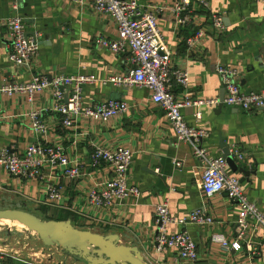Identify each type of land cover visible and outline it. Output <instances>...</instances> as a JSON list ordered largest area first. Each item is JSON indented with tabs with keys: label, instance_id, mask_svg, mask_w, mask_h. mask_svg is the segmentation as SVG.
I'll return each mask as SVG.
<instances>
[{
	"label": "crops",
	"instance_id": "0c3cea01",
	"mask_svg": "<svg viewBox=\"0 0 264 264\" xmlns=\"http://www.w3.org/2000/svg\"><path fill=\"white\" fill-rule=\"evenodd\" d=\"M144 7L158 10L157 23L171 50L174 68L188 73L186 92L192 98H219L222 81L217 66L235 70L244 92L264 91V7L261 0H207L208 7L193 3L191 18L178 25L170 12L176 0H137ZM212 14H221L225 30L219 32L212 23ZM20 18L28 36L38 45L33 70L10 65L7 54L10 42L5 21ZM202 40L189 46L187 39L196 32ZM35 36V37H34ZM112 19L97 12L91 1L79 6L74 0H0V85L26 83L32 72L48 78L68 74H85L93 81L82 86V104L107 100L125 102L127 110L104 123H88L82 116L75 128L61 125V115L52 109L48 92L36 95L34 107L48 126V137L60 143L68 160L80 167L78 178H67L61 168L46 166L37 176L11 177L2 174L1 197L19 200L21 208L42 219L68 220L83 230L99 234H117L120 244L137 246L149 264H182L176 249L157 250L154 236L155 207L167 202L177 217L188 216L204 208L213 218L211 225L168 226L170 233L185 229L196 243L197 260L193 264H264V228L248 230L242 238L237 231L238 206L223 193L206 197L201 187L203 164L193 155L191 143H178L165 112L151 101L145 87L126 82L114 83L111 78L125 77L130 69L128 54H114L99 44L100 39H114ZM177 98L183 90L172 83ZM224 95V93H223ZM24 94L9 96L0 92V145L22 153L31 143H42V136L29 127L27 112L31 109ZM187 123L206 131L196 142L210 156L222 155V144L235 146L244 158L238 166L248 176L229 171L241 178L245 195L264 212V108L243 111L222 105L203 108L196 120L186 112ZM95 146L124 147L132 151L129 183L141 191L140 198L129 197L110 208L97 206L88 193L111 176L110 167L95 162ZM58 189L59 198L48 200V187ZM33 209V210H32ZM224 236L228 241L239 239L242 247L234 251L213 240ZM33 243L23 252H0V264H87L66 256L61 248ZM41 241V240H39ZM252 243L253 252L247 251ZM262 246H261V245Z\"/></svg>",
	"mask_w": 264,
	"mask_h": 264
},
{
	"label": "built area",
	"instance_id": "2783aa9c",
	"mask_svg": "<svg viewBox=\"0 0 264 264\" xmlns=\"http://www.w3.org/2000/svg\"><path fill=\"white\" fill-rule=\"evenodd\" d=\"M87 1L92 2L97 12L107 14L116 29L114 39H100L99 44L114 54H128L130 69L127 75L113 77L111 80L114 83L126 82L149 90L151 101L165 112L176 134V141L191 143L193 155L203 164L201 187L204 196L211 197L223 193L237 204L239 238H242L250 227L264 228V212L245 195L239 177L229 171L226 157L224 155L212 157L203 148H199L196 142H200L207 133L203 129L190 126L185 118L188 111L198 121L202 118L203 108L217 107L219 104L243 111L259 110L264 108V91H242L239 79L235 78V70L227 66H217L216 72L221 77L224 87L222 99L192 98L186 92L188 73L184 69L173 67L171 50L157 23L158 10L164 9L163 7H144L137 0H74L79 6H84ZM261 2L264 7V0ZM193 3L208 7L207 0H176L169 8L175 16L176 24L183 25L190 20V7ZM212 23L217 31L225 30L221 14H212ZM5 24L10 42L8 62L14 67L31 70L34 67L33 59L38 52L35 38L27 35L18 17L6 20ZM203 36L201 31L196 32L187 39L188 45L199 43ZM92 81V76L80 73L50 79L45 74L32 72L26 83L0 85L1 93L9 96L24 94L28 97L32 106L27 112L29 127L43 139L42 143L28 144L22 153L13 152L8 147L0 145V184L2 174L11 177L37 176L46 166L60 167L61 173L67 178L80 176L79 165L67 159L60 143L49 139V126L41 120V112L34 107V99L36 95L48 92L52 97V109L61 115V125L67 129L75 128L74 123L78 116H82L89 124L104 123L126 112L127 104L115 100L83 105L82 86ZM172 83L183 90L181 98H177L173 92ZM132 155V151L124 147L95 146L93 160L96 163H106L111 170V176L88 193L97 206L110 208L123 199L141 197L140 189L129 183ZM228 155L236 163L244 158V154L235 146L229 148ZM47 198L49 201L59 198L55 186L48 187ZM154 221L157 228L154 236L156 249L174 248L182 264H193L198 256L195 241L185 229L170 233L168 226L171 224L206 226L213 223V218L204 208H197L188 216L177 217L170 212L167 202H163L155 207ZM213 240L225 249L237 251L242 247L239 239L228 241L224 236L218 235L214 236ZM262 245L264 246V243ZM246 248L248 252H253L250 241Z\"/></svg>",
	"mask_w": 264,
	"mask_h": 264
},
{
	"label": "water",
	"instance_id": "95a60500",
	"mask_svg": "<svg viewBox=\"0 0 264 264\" xmlns=\"http://www.w3.org/2000/svg\"><path fill=\"white\" fill-rule=\"evenodd\" d=\"M223 93L222 86L220 99ZM217 108H222V104ZM222 147V155L226 157L231 171L239 172L244 177L248 176L250 172L238 166L228 155L229 148L224 144ZM243 179L241 178L240 182ZM7 221L21 224L28 231L34 232L44 246L61 248L66 256L73 257L77 261L83 260L87 264H149L144 260L137 246L120 244L117 234H99L79 229L70 219L46 220L24 209H0V223Z\"/></svg>",
	"mask_w": 264,
	"mask_h": 264
},
{
	"label": "rangeland",
	"instance_id": "374dc122",
	"mask_svg": "<svg viewBox=\"0 0 264 264\" xmlns=\"http://www.w3.org/2000/svg\"><path fill=\"white\" fill-rule=\"evenodd\" d=\"M1 198H3V201L0 200V209H23L21 208L19 200L9 196ZM31 237L37 239L38 242H41L34 232L28 231L26 227L21 224L10 221L2 222L0 223V252L5 254H13L19 250V252H23V246L30 242L33 243L30 240ZM25 247L28 249V246ZM73 260L75 259L73 258ZM75 261L79 262L77 260Z\"/></svg>",
	"mask_w": 264,
	"mask_h": 264
}]
</instances>
